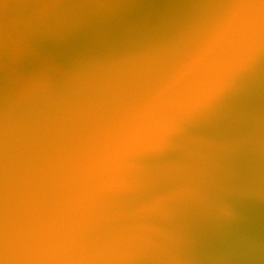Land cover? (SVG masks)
I'll list each match as a JSON object with an SVG mask.
<instances>
[{"label": "water", "instance_id": "water-1", "mask_svg": "<svg viewBox=\"0 0 264 264\" xmlns=\"http://www.w3.org/2000/svg\"><path fill=\"white\" fill-rule=\"evenodd\" d=\"M239 5L231 6L237 12L233 17L243 21L249 14ZM205 16L200 26L206 18L212 21ZM106 20L90 24L89 16L77 27L74 22V46L83 52L98 39L118 38L126 21L122 29H98ZM131 20L157 22L142 16ZM228 42L212 37L199 67L216 65L213 77L201 78L197 69L199 79L189 81L194 90L187 96L177 93L179 106L167 104L154 117L167 136L158 150L141 153L136 147L108 160L104 143L111 145L113 139L105 135L90 143V137L110 127L107 121L126 108L107 109L116 102L101 101L105 94L90 93L89 87H81L85 96H76L81 110H69L66 147L60 150L69 151L64 153L68 172L55 166L47 174L38 165L21 173L11 165L17 159L26 162L15 136L0 131V159L4 168L11 165L17 172L15 181L21 184H0V264H264V72L249 75ZM233 51L240 60L232 62ZM225 55L230 62H223ZM206 80L209 87L203 90ZM227 88L233 97L221 95ZM166 99L176 102L174 93ZM34 110L35 119L42 120L39 108ZM144 117L150 120L148 112ZM62 177L69 186H63Z\"/></svg>", "mask_w": 264, "mask_h": 264}, {"label": "bare ground", "instance_id": "bare-ground-1", "mask_svg": "<svg viewBox=\"0 0 264 264\" xmlns=\"http://www.w3.org/2000/svg\"><path fill=\"white\" fill-rule=\"evenodd\" d=\"M19 1L0 0V107L4 112L0 115V131H12L20 157L30 165L20 159L12 163L21 173L24 167L38 165L47 168V174L55 166L69 171V156L64 155L69 151L60 150L66 147L63 143L70 107L81 110L83 105L76 97L85 96L81 87H89L90 93H104L100 97L103 102H116L107 109L126 108L119 117L107 121L110 127L90 137V143L105 135L113 139L111 145L104 143V155L109 160L115 157L113 153L125 157L136 147L141 153L160 149L167 136L154 117L167 104L179 106L177 93L187 96L194 90L189 81L199 79L197 69L201 78L213 77L216 65L199 67L208 54L212 37L215 41L227 38L228 44L233 43L245 71L253 78L264 72V0L214 5L208 0ZM239 2L249 14L243 21L234 19L237 12L231 8H240ZM205 15L212 21L206 18L205 27L200 26ZM89 16L90 24L94 19L107 17L108 24L98 29H122L126 21L125 30L118 32V38L113 35L111 39H98L99 43L80 52L70 39L75 30L72 26L75 22L77 27L78 20ZM138 16L157 22L147 25L131 20ZM240 59L234 51L231 53L232 62ZM223 62H230L229 55L224 56ZM83 68L89 69L83 72ZM79 72L81 76L84 73L82 83ZM208 87L206 80L203 90ZM223 90V97L234 96L232 89ZM173 93L176 102L166 99ZM220 93L217 100H221ZM162 97L165 99L160 101ZM34 107L39 108L37 113L42 120L38 115L35 119ZM107 109L106 117L111 113ZM145 112L150 120L144 117ZM197 117L198 113L181 123ZM166 154L167 149L162 157ZM11 165L4 168L1 157L0 184L13 188L21 184L16 183L17 172ZM60 179L64 187L69 186L65 177ZM0 190L3 192L2 187Z\"/></svg>", "mask_w": 264, "mask_h": 264}]
</instances>
